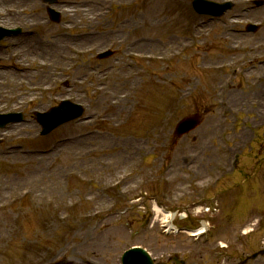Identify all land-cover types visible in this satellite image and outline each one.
<instances>
[{
	"label": "rangeland",
	"instance_id": "rangeland-1",
	"mask_svg": "<svg viewBox=\"0 0 264 264\" xmlns=\"http://www.w3.org/2000/svg\"><path fill=\"white\" fill-rule=\"evenodd\" d=\"M192 1L97 0L88 9L87 0H59L54 22L42 0H0V25L23 30L0 42V71L30 61L18 52L26 35L44 40L74 23L66 41L80 50L70 63L59 59L43 94L0 105L25 115L0 128V264H119L132 245L158 260L175 252L188 264H222L242 250L241 220L264 208V0H214L234 3L220 18L197 14ZM7 6L26 12L6 21ZM83 13L100 15L91 31ZM196 23L204 25L199 38ZM107 48L114 53L98 59ZM101 86L129 104L100 101ZM67 98L84 105L83 118L41 136L35 113ZM195 112L201 124L174 143L178 121ZM10 143L18 148L5 152ZM154 200L182 212L217 202L215 235L165 236ZM189 222L200 223L179 220ZM252 244H244L248 253L262 248Z\"/></svg>",
	"mask_w": 264,
	"mask_h": 264
},
{
	"label": "bare ground",
	"instance_id": "bare-ground-1",
	"mask_svg": "<svg viewBox=\"0 0 264 264\" xmlns=\"http://www.w3.org/2000/svg\"><path fill=\"white\" fill-rule=\"evenodd\" d=\"M87 1H89L87 2L88 9H91L92 7L91 4L93 5H95V3L97 4V0H87ZM13 2L16 3V1ZM14 7H19V6H13V7L7 6L5 8L4 7L1 8L2 18L4 20L7 21L8 19L11 18V16L23 15V13L26 12V9L22 7L17 8V10L14 9ZM75 10L76 12H79L77 9ZM89 15L90 14L83 13L82 17H80L81 20L85 22L84 28L87 31H91L93 29L95 18L100 16L99 13L93 15V17ZM203 27H204L203 24L201 25L200 23H196L194 25L195 33L193 35L199 38L201 36V30ZM75 28H76L75 24L72 23L63 28L65 32L62 33H60L59 31L51 32V33L46 32L44 34V38H45L44 40L43 39L38 40L37 39L38 37H34L31 35H26L22 37L23 38L21 43L22 45L20 46L18 52L22 53L21 55L22 59L25 60L29 59L30 61L20 60L21 62L18 61L14 63V65H10V64L3 65L4 70L0 71V105L16 99H22L21 96L22 93H25L24 97L30 93H33L34 95L40 93L43 94L46 90L50 88V84H48V81L51 80L54 77V75H56L60 71L59 67L63 65L61 63L62 60L59 61V59L67 57L68 60H65V62L70 63L72 62V57L70 55L71 54L74 55V53L80 51L74 48V46H76L75 44L66 41V36H67L65 35L66 32H70ZM231 28L232 25H230V29ZM84 33H89V32H84ZM144 43L146 42L143 41V44ZM231 46L234 47L233 45ZM183 47L184 44L179 43L178 49ZM258 47L260 48L259 44L257 45L251 44L249 46L251 50H257ZM168 53H173V49L172 48L168 49ZM15 56H18V53L12 54L9 58H14ZM145 57H155V56L151 55ZM68 63L65 64V66H68ZM12 70H14V73ZM133 72H132V76L134 74ZM18 74H22V75H18ZM133 78L136 79L135 75L133 76ZM97 90L99 91L100 101L106 103L107 105L110 106L112 105L116 108H120L121 105L129 104L126 96L117 95L116 98H111V92H109L106 86H101ZM259 93L261 94V96H263L264 90H261ZM14 105H16L15 102ZM39 106L40 108H44L45 103ZM61 143L62 142L57 143L56 145L57 149L59 148V145ZM15 149H16L15 145L13 143H10L8 147H6L5 152H10ZM40 165L42 164L40 163Z\"/></svg>",
	"mask_w": 264,
	"mask_h": 264
},
{
	"label": "water",
	"instance_id": "water-1",
	"mask_svg": "<svg viewBox=\"0 0 264 264\" xmlns=\"http://www.w3.org/2000/svg\"><path fill=\"white\" fill-rule=\"evenodd\" d=\"M199 2L208 5V9H204L206 12H210L212 14H223L227 8H229L232 4H217L212 2H205L203 0H199ZM52 13V17L55 20L60 19V14L55 12L53 9H50ZM252 29H256V26H252ZM54 111L48 114H40V120L45 127L44 133L50 132L53 128L58 125L76 118L83 114V108L80 105H74L73 103L64 102V104L59 107L53 109ZM200 123L199 114H193L186 118H184L177 126L176 136H181L186 132H189L191 129L195 128ZM124 264H154V261L151 259L149 254L140 248H136L132 250L124 259Z\"/></svg>",
	"mask_w": 264,
	"mask_h": 264
},
{
	"label": "flooded vegetation",
	"instance_id": "flooded-vegetation-1",
	"mask_svg": "<svg viewBox=\"0 0 264 264\" xmlns=\"http://www.w3.org/2000/svg\"><path fill=\"white\" fill-rule=\"evenodd\" d=\"M256 214H258V213H256ZM254 220H255V217H254V216L251 217V218L248 217V218L243 222L242 228H243L244 226H246V225H249V224H255ZM257 223H258V224L260 223V219H257ZM253 230H255V228H253ZM252 233H253V232H252ZM251 238H255V239L259 240L258 238L255 237L254 234L244 235V234H243V230L241 229V234L239 235V238H238L240 244H243V243L246 242L247 240L250 241V242H252V243H254V242L251 240ZM262 242H264V240H262ZM246 256H247V255H246ZM247 258H248V257H247ZM226 260H235V261H236L235 264H254V262H255L257 259H251V260H248V261L245 262V263L243 262V261H244L243 258H240V259H234L233 257H229V258H227ZM188 261H191L190 258H188ZM194 262H195V261L192 260V261H191V264H194Z\"/></svg>",
	"mask_w": 264,
	"mask_h": 264
}]
</instances>
